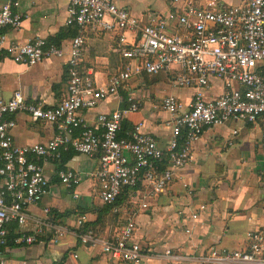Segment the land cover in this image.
Returning a JSON list of instances; mask_svg holds the SVG:
<instances>
[{
  "label": "built area",
  "instance_id": "obj_1",
  "mask_svg": "<svg viewBox=\"0 0 264 264\" xmlns=\"http://www.w3.org/2000/svg\"><path fill=\"white\" fill-rule=\"evenodd\" d=\"M26 1L8 0L0 7V29L21 28L22 17L15 10ZM169 1L170 13L148 10L137 19L114 0H69L66 24L76 26L77 34L70 41L68 53L46 39L7 43L0 35V59L27 67L51 59L64 60L68 78L66 96L54 108L28 103L20 91L0 102V264H7L5 252L11 244L32 246L49 240L57 245L67 233L51 210L44 209L39 217L31 214V208L49 194L44 164L60 161L61 152L68 150L97 158L98 168L92 178L99 186L103 205H113L126 189L139 188L144 199H151L165 192L175 172L189 163L193 146L204 130L238 122L259 130L264 189V0H248L240 6H227L220 0ZM87 28L115 36L116 51L125 62L100 86L90 73L80 71ZM160 74L171 76L175 87L194 92L187 109L174 96L161 102L162 111L171 118L166 149L158 146L154 136L143 132V124L123 131L124 119L140 107L131 95L126 98V108L97 115L94 126L80 117V111L93 110L128 88L132 79ZM213 80L221 84L222 92L207 99ZM18 113L28 114L33 122L53 125V139L45 144L16 145L11 132L15 128L13 117ZM76 132L78 138L74 137ZM122 133L125 137L120 138ZM231 134L234 137L238 131ZM227 145L232 146L231 141ZM56 175L72 193L81 183V175L73 170H59ZM73 196L78 198L75 192ZM135 206L148 207L146 203L134 204L124 225L105 240L97 238L92 229L82 230L86 218L81 216L75 231L78 243L99 247L111 261L139 264L146 256L135 240ZM12 224L18 229L31 225L32 231L13 234ZM164 257L175 263L190 259L170 250ZM196 261L264 264V227L247 233L244 249L212 248Z\"/></svg>",
  "mask_w": 264,
  "mask_h": 264
},
{
  "label": "crops",
  "instance_id": "obj_2",
  "mask_svg": "<svg viewBox=\"0 0 264 264\" xmlns=\"http://www.w3.org/2000/svg\"><path fill=\"white\" fill-rule=\"evenodd\" d=\"M7 1L0 0V7ZM68 1L23 2L15 10L22 17L21 28L18 31L3 28L0 35L6 37L7 43L46 39L68 53L70 41L77 34L76 26L66 24ZM114 1L137 19H142L148 10L161 15L172 11L169 0ZM220 1L227 6H240L248 0ZM116 43V37L111 34L85 30L80 71L90 73L99 86L117 74L125 63L116 51ZM64 62L51 59L27 67L8 58L0 59V102L8 101L15 91H20L28 103H41L45 108L58 106L67 93ZM221 92V84L213 80L206 98H215ZM193 93L191 89L175 87L169 75H143L132 79L128 88L120 90L117 96L108 98L93 110H82L79 115L86 124L94 126L97 115L126 108V98L131 95L140 107L138 112L124 119V132L143 124V132L154 136L158 146L166 149L171 138V118L162 111L161 102L167 96H174L187 109ZM13 120L15 128L11 134L18 146L45 144L55 135L53 125L33 122L26 113L16 114ZM233 130L238 131L234 137ZM78 134L76 132L74 137L78 138ZM228 141L232 146L227 145ZM97 168V158H87L72 150L61 152L60 161L44 164L49 194L37 207L31 208V214L40 217L44 209L51 210L67 233L57 245L49 240L32 246L9 245L5 252L7 264H121L109 260L99 247L78 243L77 220L84 216L95 236L105 240L124 225L134 204L148 205L146 209L135 206L133 218L135 240L146 256L139 264H199L196 259L212 248L244 249L247 233L264 227L259 130L251 125L230 122L204 130L193 146L191 160L175 172L165 192L156 198L144 199L140 189H134L124 204L114 208L117 212L114 209L105 212L107 206L99 200V186L92 178ZM66 169L81 175V183L74 191L78 198L57 178V172ZM193 215L197 218L192 219ZM10 228L13 234L14 231L27 234L32 231L31 225L18 229L12 224ZM167 250L190 259L172 262L164 257Z\"/></svg>",
  "mask_w": 264,
  "mask_h": 264
},
{
  "label": "trees",
  "instance_id": "obj_3",
  "mask_svg": "<svg viewBox=\"0 0 264 264\" xmlns=\"http://www.w3.org/2000/svg\"><path fill=\"white\" fill-rule=\"evenodd\" d=\"M53 43H55V42H53ZM123 131H125V130H124V126H123ZM120 138H123V133L120 135ZM137 189H139V188H137ZM131 191H132V190H130V189H129V190L126 189V190L122 193V195L116 200V202H115L113 205H105V206H107V207L105 208V212L113 211L114 208L119 207L120 205L124 204L125 201H126V199H127V197H128V195L130 194ZM87 229H92V228L90 227V225L85 224V225L83 226V229H82V230H87ZM93 231H94V230H93Z\"/></svg>",
  "mask_w": 264,
  "mask_h": 264
}]
</instances>
